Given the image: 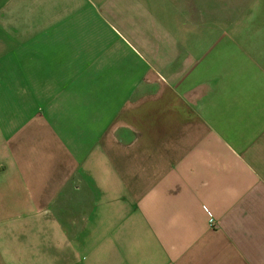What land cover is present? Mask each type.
I'll return each instance as SVG.
<instances>
[{"label": "crops", "instance_id": "1", "mask_svg": "<svg viewBox=\"0 0 264 264\" xmlns=\"http://www.w3.org/2000/svg\"><path fill=\"white\" fill-rule=\"evenodd\" d=\"M0 264H264V0H0Z\"/></svg>", "mask_w": 264, "mask_h": 264}, {"label": "built area", "instance_id": "2", "mask_svg": "<svg viewBox=\"0 0 264 264\" xmlns=\"http://www.w3.org/2000/svg\"><path fill=\"white\" fill-rule=\"evenodd\" d=\"M206 212L209 214V212L206 210Z\"/></svg>", "mask_w": 264, "mask_h": 264}]
</instances>
